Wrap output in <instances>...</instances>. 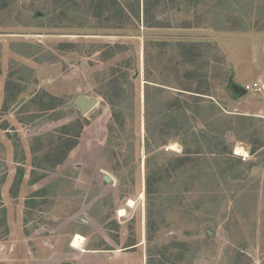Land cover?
Wrapping results in <instances>:
<instances>
[{
	"label": "rangeland",
	"instance_id": "374dc122",
	"mask_svg": "<svg viewBox=\"0 0 264 264\" xmlns=\"http://www.w3.org/2000/svg\"><path fill=\"white\" fill-rule=\"evenodd\" d=\"M103 2L0 0V264H264V0Z\"/></svg>",
	"mask_w": 264,
	"mask_h": 264
},
{
	"label": "trees",
	"instance_id": "16d2710c",
	"mask_svg": "<svg viewBox=\"0 0 264 264\" xmlns=\"http://www.w3.org/2000/svg\"><path fill=\"white\" fill-rule=\"evenodd\" d=\"M96 5H97V9H99L100 11H102L104 9V2L103 0H96ZM148 6L149 4L147 3V6L145 7V15L148 14ZM5 7V5H1L0 8H3ZM115 7H116V10H117V13L116 15L120 16V17H123V19H127L129 21V23L134 19L136 20H140V16H141V10H140V0H136V6H131V11L127 10L126 6L122 5L121 2H117V4H115ZM132 12V13H131ZM103 14V13H102ZM100 15V14H99ZM102 16V15H100ZM151 85L150 84H147L146 86V92H145V96H146V104H147V132H148V135H147V140H146V144L148 147H150L152 145V142L153 141H156V137L154 135L156 134H159L158 132H160V130H162L161 128H163V123L166 119L167 116L171 117L174 121H175V127L179 128V123L176 122L175 118L172 117V111H162L163 113H160L159 116H158V120H157V127H156V132H154V135L152 134V124L150 123V119H148V115H149V103H150V100H151ZM119 94H121L120 92H118ZM199 94H203V93H200V92H197ZM199 98V97H198ZM107 100L109 101V104H111V106H115V103L114 101H112L111 99H108ZM114 117L117 119V122H119L118 118H119V115L116 113H114ZM147 185H148V189L150 190L152 187H153V183H152V180L150 177L147 178Z\"/></svg>",
	"mask_w": 264,
	"mask_h": 264
},
{
	"label": "water",
	"instance_id": "95a60500",
	"mask_svg": "<svg viewBox=\"0 0 264 264\" xmlns=\"http://www.w3.org/2000/svg\"><path fill=\"white\" fill-rule=\"evenodd\" d=\"M233 90H235L237 92V94H240L242 93L243 89H241L240 87L238 86H234L232 87ZM241 95H239L240 97ZM23 102V99L22 101ZM98 104V101L97 99L95 98H88L87 96L85 95H78L73 103H72V106L73 107H76V108H79V110L81 111L82 114H87L89 113L92 109H94V107ZM105 181L106 182H110V179L108 177H105Z\"/></svg>",
	"mask_w": 264,
	"mask_h": 264
},
{
	"label": "bare ground",
	"instance_id": "6f19581e",
	"mask_svg": "<svg viewBox=\"0 0 264 264\" xmlns=\"http://www.w3.org/2000/svg\"><path fill=\"white\" fill-rule=\"evenodd\" d=\"M237 154L243 155V156H248L247 152L245 151V149L241 148V147H237L236 151ZM132 203V202H131ZM121 214L124 215L125 211L121 210ZM83 237L80 235H77L76 238L74 239V243H73V247L78 248L82 245L83 242Z\"/></svg>",
	"mask_w": 264,
	"mask_h": 264
},
{
	"label": "built area",
	"instance_id": "2783aa9c",
	"mask_svg": "<svg viewBox=\"0 0 264 264\" xmlns=\"http://www.w3.org/2000/svg\"><path fill=\"white\" fill-rule=\"evenodd\" d=\"M250 88V87H249Z\"/></svg>",
	"mask_w": 264,
	"mask_h": 264
}]
</instances>
